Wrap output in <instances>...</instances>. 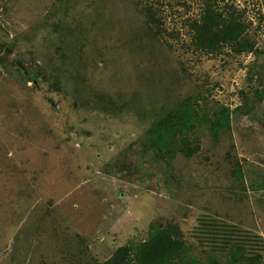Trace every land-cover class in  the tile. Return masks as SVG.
<instances>
[{"label": "rangeland", "instance_id": "374dc122", "mask_svg": "<svg viewBox=\"0 0 264 264\" xmlns=\"http://www.w3.org/2000/svg\"><path fill=\"white\" fill-rule=\"evenodd\" d=\"M205 2L0 0V264H108L156 221L205 263L264 264V0H218L240 54L193 44ZM195 97L231 131L168 165L147 132Z\"/></svg>", "mask_w": 264, "mask_h": 264}, {"label": "trees", "instance_id": "16d2710c", "mask_svg": "<svg viewBox=\"0 0 264 264\" xmlns=\"http://www.w3.org/2000/svg\"><path fill=\"white\" fill-rule=\"evenodd\" d=\"M218 0H206L204 11L199 20L192 25L193 44L197 49L213 53L224 46L234 47L237 53L252 50L244 43L248 24L241 17H230L219 8ZM150 20L155 12L147 9ZM177 105L164 114L159 122L147 132V151L158 157L166 158L171 165L177 156L191 159L200 150L199 140L195 135L202 127H208L212 137L217 140L222 133L231 131V110L219 107L213 113H206L198 105L200 97ZM239 184L244 183L242 168L236 170ZM212 262L213 264L216 263ZM260 257L248 256L242 245H232L221 264H261ZM108 264H208L196 258L192 247L181 235L177 226H164L159 222L150 224L146 241L131 243L117 250Z\"/></svg>", "mask_w": 264, "mask_h": 264}]
</instances>
